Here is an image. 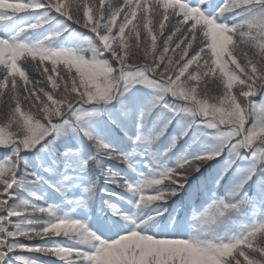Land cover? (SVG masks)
Here are the masks:
<instances>
[{"label":"snow or ice","instance_id":"1","mask_svg":"<svg viewBox=\"0 0 264 264\" xmlns=\"http://www.w3.org/2000/svg\"><path fill=\"white\" fill-rule=\"evenodd\" d=\"M173 121L179 131L155 151ZM64 137L53 163L78 171L63 181L98 168L105 185L136 194L135 208L155 207L129 213L103 187L112 215L93 231L27 199L43 200L29 184L66 187L29 166L35 157L51 172L45 154ZM185 137L197 147L169 167ZM0 149V264H47L23 251L61 264H264V0H0ZM133 155L149 158L151 178L137 183L117 171L134 170ZM208 161H218L200 182L208 202L197 210L196 186L185 190L189 229L180 202L165 205ZM97 183L83 189L88 200ZM245 214L249 222L223 228Z\"/></svg>","mask_w":264,"mask_h":264},{"label":"rangeland","instance_id":"2","mask_svg":"<svg viewBox=\"0 0 264 264\" xmlns=\"http://www.w3.org/2000/svg\"><path fill=\"white\" fill-rule=\"evenodd\" d=\"M20 2H22V1H20ZM53 46H56L55 43H53ZM37 78H38V74H37ZM95 118H97V117H94L93 119H95ZM166 118H167L166 116L161 117V121L164 122V120ZM155 119H156V113L154 112L153 115H152V117L149 118V121L150 120H153L154 121ZM149 121H148V127H151L152 123L149 122ZM171 129H172V131L169 132V129H168V131L165 133V135L162 136V137H160V138H165V136L167 137V133H168V136H169L168 139H164V141H161L160 143H157V141H156V144H153L152 147H153V149L155 151L162 152L164 150V148H166L168 146V144L170 142L171 136L174 135L176 132L179 131V129L176 126V122L175 121H173ZM63 139L64 140H68L69 138L68 137H64ZM186 139H187V137H185L182 141H184ZM189 140H190V137H188V141L186 142V144H184V147H182V148H180V149L172 152L171 158L168 160V166L169 167L174 166L176 157L178 155H180L185 149H188L187 145L189 143ZM114 146H118V144H114ZM122 147H124V146L122 145ZM196 147H197V145H194L192 147V149H188V150H194ZM129 148H131V145L129 146ZM3 150L4 149H0V152L3 151ZM81 155L86 158L87 155H88L87 150L82 149ZM66 159H68V158H66ZM131 161L133 163V168H135L136 170L134 171L133 178H131L129 180H131L133 182L140 183V182L143 181V179L145 178V176H148V175L152 176V171H151V167H150L151 161L149 160V158H147V157L140 158L137 155H133L131 157ZM208 162H210V161H208ZM211 162H214V161H211ZM71 163L73 165H78L79 161L76 160V159H72L71 160ZM47 165L52 168V171L51 172H46L45 171L46 173H44L43 177L45 179H49L51 176H54L53 177L54 178V182L57 183V184H59V183H61L63 181V176L64 175H66V174H72V173L78 171V168H68V167H65V164L64 163L62 165H60L59 167L57 166V163L54 164L53 162L52 163L51 162H48ZM114 166L116 167V169H117V171L119 173H121L123 176H125L124 175V172H122L120 170V167L126 168L127 166H125L123 164H118V165H114ZM96 171H97V169H96ZM147 171H149L150 174H148ZM135 175H136V177H135ZM138 175H139V177H138ZM190 179H191V176L189 177V181H190ZM63 183L66 185V187L67 186H70L72 183H74L73 188H77V189L72 190L71 191V194L72 195L79 194L80 195L79 198L83 197L84 199L82 201H80V202H78L79 198L76 199V201L72 204V208H71V210L69 212L64 209V207H63V205L61 203L59 205L60 208H62V211L60 212V215H67V216H69L71 218H75V219H79L81 221H85V222H87L86 224L88 226H90L89 225V218H88V214L90 212L89 211V207H88V201L89 200L87 199V193H85L84 190H83L85 187H87L90 184L89 173L86 176L85 175H80V176L73 175L72 176V179H70L68 181H63ZM39 184H40V189H44L45 188L43 181H41ZM188 184H189V182L187 184H185L184 187H186ZM66 187H64V188H66ZM50 188H52V187H50ZM226 188L228 189V184H227V187ZM118 189L119 190H122L120 188H118ZM152 189H153V187L150 186L148 190L150 191ZM45 190H46V192L44 194V199H46V201L49 202V205L55 206V211L58 213L59 211L57 210L58 209L57 208V204L54 203L55 201H54V197H52V191H51V189L45 188ZM39 191H41V190H39ZM217 195L218 196H223L224 194L223 195H220V194L217 193ZM30 200H32L33 203L36 202L34 198H32ZM40 204H46V203L40 202ZM141 209H143V206L140 209H137V208H135L133 206L132 207V210H130L129 213H138V212L141 211ZM79 211H81L82 213H79ZM98 217H100V216H98ZM13 219H16V218H13ZM249 220H250V214H245V215L237 216L232 223H229V224L224 225L223 228L225 230H228V231L235 230L236 227L240 223H246V222H249ZM128 222L131 223V221H128ZM192 227H193V222H191L190 229ZM55 239L56 240H59V241H62L60 239V237H57ZM35 242L43 243L42 241H35ZM62 242H64V241H62ZM45 261L47 262V264H52V263H50V261H51L50 259H48V261L47 260H45Z\"/></svg>","mask_w":264,"mask_h":264},{"label":"trees","instance_id":"3","mask_svg":"<svg viewBox=\"0 0 264 264\" xmlns=\"http://www.w3.org/2000/svg\"><path fill=\"white\" fill-rule=\"evenodd\" d=\"M10 1H15V0H10ZM186 2V0H183ZM219 2H221V0H211V3L213 4H218ZM65 37H67V34L65 33ZM42 38V33H35L33 34L32 36V39L34 40H38V39H41ZM68 40L70 41L69 43V46H75V44L78 42V38H73V37H67ZM53 43H55V45H58L60 43V41H53ZM235 85H234V89H235ZM216 88V85L212 84V83H209L208 85V91H209V94L210 95H218L219 93L215 90ZM222 91V89H221ZM95 119H99L98 117L95 118ZM94 119V120H95ZM161 123H163V121H160ZM164 139H167V137L165 136V138H160L159 140H157V143H160L161 141H164ZM64 139L62 140H58L56 142V144L54 145V149H53V152L54 154L53 155H48L47 153L45 154V159H44V164L49 167L47 165L48 162H53V160L55 159V154H58V153H63L65 151V143H64ZM187 139L184 140V141H180L178 144H177V147L175 149H173V151H176L178 148H181L180 146H184V144L186 143ZM156 144V142H155ZM117 150L119 151L120 148L118 147ZM54 158V159H53ZM58 165H60V162H57ZM29 166H30V169L35 171L37 175H40V176H43L45 172L44 168L40 166V163L35 159V157H32L29 161ZM218 167V161H214V162H207L203 167H201L200 171L197 172V173H194L192 176H191V179L189 181V184L184 187V190H181L176 196H174L171 200H168L167 201V206L169 208V211L172 210V207L175 206L176 202L179 201L180 202V214L183 215L184 213L187 214V217L188 215L191 213V209L188 208L187 206V197H186V192L185 190H187L190 185H195L196 186V198H195V202H194V205L195 207H202L205 203H207V198L205 197L203 191L200 190V182L203 178H207L209 176L210 173L214 172L215 170ZM97 169V171H96ZM120 170L122 172H124V175L125 173H130L128 171H130V169L128 167L126 168H122L120 167ZM91 178L92 180H97L98 183H97V186H96V189L97 190H100L101 188L103 187H108L110 191H115L117 190V188H115V185H105L104 184V179L102 176L99 175V169L98 168H93L92 171H91ZM40 182H38L37 184H29L28 185V188L31 189V191L37 193L38 195H41L43 196V192L39 191V190H42L40 189ZM227 183L226 181L225 182H222L221 186L217 189V193L220 194V195H223L225 194L224 192H226L227 188ZM153 188L156 187V186H152ZM210 187V185H209ZM95 189V190H96ZM117 193H119L120 195V199H117V198H112L113 202L117 205V204H120V205H123V202L124 200H121L122 197H125V196H129V193H127L125 190L124 191H117ZM21 196H25L26 194L21 192L20 193ZM27 199H32L34 197L32 196H27L26 197ZM35 199V198H34ZM36 203L35 204H40V201L41 200H38L35 199ZM46 202L43 200V203ZM47 203V202H46ZM122 203V204H121ZM152 207H155V202H153L152 204H149V205H145L143 206V211H146L148 208H152ZM110 213V214H109ZM112 215V212L111 210H107V214L106 216H111ZM61 240H67V238H64V237H61L60 238ZM25 243H39V242H35V241H24ZM18 254H20L18 252ZM23 254L24 255H30V256H33L34 258H39V259H43V260H47L50 259V263L52 264H61L60 261L56 260L55 257H47V256H43V254H39V253H29L27 251H23ZM37 256V257H36Z\"/></svg>","mask_w":264,"mask_h":264}]
</instances>
